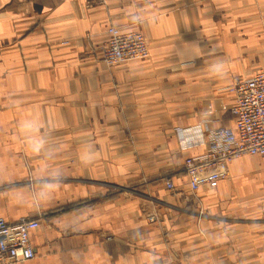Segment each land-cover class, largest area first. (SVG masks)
Wrapping results in <instances>:
<instances>
[{"label":"crops","instance_id":"0c3cea01","mask_svg":"<svg viewBox=\"0 0 264 264\" xmlns=\"http://www.w3.org/2000/svg\"><path fill=\"white\" fill-rule=\"evenodd\" d=\"M111 24L148 58L102 62ZM261 68L264 0H0V217L40 221L15 264H264V156L192 192L178 134L233 127Z\"/></svg>","mask_w":264,"mask_h":264},{"label":"built area","instance_id":"2783aa9c","mask_svg":"<svg viewBox=\"0 0 264 264\" xmlns=\"http://www.w3.org/2000/svg\"><path fill=\"white\" fill-rule=\"evenodd\" d=\"M108 35L101 60L109 66L146 59L150 55L148 40L140 31H125L111 24ZM229 90L235 100L233 127L209 129L197 125L178 128L183 148L199 144L206 147L204 153L184 160L183 169L192 192L202 185L229 177L230 164L235 159L247 155L264 156V68L251 77L235 80ZM164 178L167 189L179 190L172 176ZM149 218L154 221L156 216L152 214ZM39 225L37 218L22 217L12 222L0 217V264H15L34 258L36 251L30 232Z\"/></svg>","mask_w":264,"mask_h":264},{"label":"rangeland","instance_id":"374dc122","mask_svg":"<svg viewBox=\"0 0 264 264\" xmlns=\"http://www.w3.org/2000/svg\"><path fill=\"white\" fill-rule=\"evenodd\" d=\"M136 187H139V186L127 185V191L135 190Z\"/></svg>","mask_w":264,"mask_h":264}]
</instances>
